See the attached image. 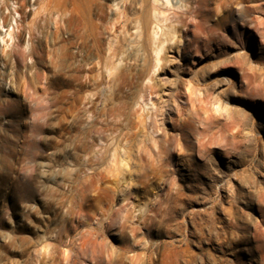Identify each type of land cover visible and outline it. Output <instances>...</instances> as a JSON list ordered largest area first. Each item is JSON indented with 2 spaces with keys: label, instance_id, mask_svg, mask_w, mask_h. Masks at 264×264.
Wrapping results in <instances>:
<instances>
[{
  "label": "rangeland",
  "instance_id": "374dc122",
  "mask_svg": "<svg viewBox=\"0 0 264 264\" xmlns=\"http://www.w3.org/2000/svg\"><path fill=\"white\" fill-rule=\"evenodd\" d=\"M10 1L0 264H264V0L247 26L224 0L154 2V67L130 0H82L80 22L77 0Z\"/></svg>",
  "mask_w": 264,
  "mask_h": 264
},
{
  "label": "bare ground",
  "instance_id": "6f19581e",
  "mask_svg": "<svg viewBox=\"0 0 264 264\" xmlns=\"http://www.w3.org/2000/svg\"><path fill=\"white\" fill-rule=\"evenodd\" d=\"M163 1H164V4H170L171 3V0H163ZM184 1H186V0H184ZM191 1H193V0H191ZM246 1L247 0H224V4H223L225 11L228 14V17H231V19L233 21L240 23L241 25H244V26L251 25L253 22V17L250 14V8H249L248 4L246 3ZM154 2L157 3L158 0H130L129 3L127 5H125V7H123V10L127 8V10L129 11V10L133 9V8L129 9L130 8L129 6H131V4H134L135 6H136V4H138V6L140 8V14H139L137 22L139 24V33L142 35L141 46L147 54H150L152 56V53H154V64L152 67L157 66V64L160 61L159 52L153 48V40H154V36L157 33V30L155 29L156 28L155 26L151 28V24L153 23L152 17L156 16L157 18H160V20H167L169 18V13H167L166 10H163V9H160L159 7H157V5L154 4ZM108 3H109L108 9L111 8V6L114 3L117 4L116 0H108ZM82 4H83L82 0H77L76 20L78 22L81 21V12L83 9ZM183 6L186 7L184 10H181L180 12H177V13L173 12L172 15L176 14L177 16H180V14H185L188 11L187 3H186V5L183 4ZM177 7H181V6L177 5ZM15 13L18 14L17 12H15ZM215 13L212 10H206V15L205 14L204 15L210 16V15L215 14ZM112 22H109V23L111 24ZM114 24H115V22L112 23V25H114ZM12 29L13 28L8 30V28H6V29L3 28L2 30L7 32V36L11 38L12 37L11 36L12 35V33H11ZM148 34L150 36V40L146 39V36ZM121 41H122V39H121ZM121 41L118 40L114 44V49L116 51L121 48ZM151 58L153 59V57H151ZM250 66H251V69L253 72L256 73V71H257V72H259L260 75H262L264 77V59H259V60H257L256 65L250 64ZM201 69H200V77H203L204 74L202 72H203L204 68H201ZM107 71H108V73L111 72L110 69H108ZM212 86H214V85L212 84ZM151 105H154L153 101H151ZM147 116H149V115H147ZM262 127L264 128L263 125H262ZM162 133H163V131H162ZM235 133H237V132H235ZM235 133H232V135L234 136ZM134 146H135L134 144L128 143L127 146H124L121 148H123V150H125L126 155L131 159L133 165L137 166V168L140 166V168H141V165H142L141 158L142 157L140 155V148H139L140 146L139 145H136L135 147ZM118 148H119L118 144L113 146L112 152L110 153V157H109L111 163H114L115 153H116ZM125 187H126V185L124 184L123 186L116 188L118 201L120 203H123L127 199L126 194L124 193ZM121 207L122 206H120L119 208H121ZM138 210H139V212H142V209H138ZM139 215H140V213H139ZM95 234H96L95 230H93V232L86 230L85 234L82 233L81 235H95ZM81 243H82V241H81Z\"/></svg>",
  "mask_w": 264,
  "mask_h": 264
},
{
  "label": "built area",
  "instance_id": "2783aa9c",
  "mask_svg": "<svg viewBox=\"0 0 264 264\" xmlns=\"http://www.w3.org/2000/svg\"><path fill=\"white\" fill-rule=\"evenodd\" d=\"M15 2H16L15 0L10 1L9 5L3 9L4 12L7 14L11 13V11L14 14H15V12L18 13L17 10H13L11 8V6H13L15 4ZM13 26H15V23H13V21H12V23L3 22V20L0 21V48L9 45L11 43V39H12V38L8 37L7 32L3 31L2 29L8 28V30H10L11 28H13ZM11 33L13 34V29H12Z\"/></svg>",
  "mask_w": 264,
  "mask_h": 264
}]
</instances>
